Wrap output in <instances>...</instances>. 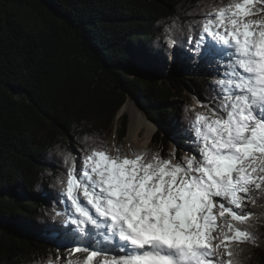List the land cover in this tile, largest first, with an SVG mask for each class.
Instances as JSON below:
<instances>
[{"label":"trees","instance_id":"obj_1","mask_svg":"<svg viewBox=\"0 0 264 264\" xmlns=\"http://www.w3.org/2000/svg\"><path fill=\"white\" fill-rule=\"evenodd\" d=\"M185 2L192 10L211 0H0V264L61 256L46 239L61 226L53 209L64 208L60 153L108 148L113 134L125 152L130 120L118 114L128 99L157 126L143 150L188 156L171 138L193 140L192 94L211 101L223 75L207 74L216 60L189 50L199 10L165 31ZM253 231L257 244L244 246L241 264H264V216Z\"/></svg>","mask_w":264,"mask_h":264},{"label":"snow or ice","instance_id":"obj_2","mask_svg":"<svg viewBox=\"0 0 264 264\" xmlns=\"http://www.w3.org/2000/svg\"><path fill=\"white\" fill-rule=\"evenodd\" d=\"M188 42L222 63L214 106L190 114L194 155L115 152L103 142L61 152L53 220L64 264H241L264 216V0L196 5ZM177 25L167 28L171 32ZM169 48L175 41L166 37ZM219 72V68L217 69ZM251 205L259 208L246 211ZM75 253H86L73 259ZM61 257L38 264H58Z\"/></svg>","mask_w":264,"mask_h":264},{"label":"rangeland","instance_id":"obj_3","mask_svg":"<svg viewBox=\"0 0 264 264\" xmlns=\"http://www.w3.org/2000/svg\"><path fill=\"white\" fill-rule=\"evenodd\" d=\"M203 4V3H202ZM205 4H207V3H205ZM201 5V4H200ZM188 6H190V4H188L187 2H185V3H182L179 7H178V10H177V13H176V16L174 17V18H172V19H170V20H172V22H173V24H174V22H175V24L177 25V24H180V23H188V22H190V21H192V17H190L191 16V14H194L195 13V11H197V10H199L198 8H192V10H190L191 8L190 7H188ZM193 7V6H192ZM193 12V13H192ZM167 23V22H166ZM222 63H226V61H224V62H222ZM222 63L221 64H217V62L215 61V63L212 65V66H214V68L213 67H209V65H205V66H203L204 68H207V71H206V73L207 74H210L211 72L210 71H212V72H216V73H218L219 75H223V72H224V68H223V66H222ZM219 68V72L217 71V69ZM199 75L200 74H202V73H198ZM192 97H193V109H195V110H197V111H200V112H205L206 111V108L205 107H203V105H208L209 107H212V106H214L212 103H210V101H207V102H205V101H203V100H201L198 96H196V95H194V94H192ZM126 105H127V109L125 110V111H122V109L120 110V115L118 114V117L119 116H121L122 114H124V113H127L128 114V116H129V120H130V114H129V108L130 107H136L137 109H139V111L144 115V116H146L143 112H142V110L140 109V107H139V105L134 101V100H132V99H128L127 100V102H126ZM124 106V105H123ZM123 108V107H122ZM130 122V121H129ZM130 124V123H129ZM153 124L155 125V128H156V130H157V126H156V124L153 122ZM128 130H129V126H128ZM181 135V134H180ZM126 138H127V136L125 137V140H124V142H125V145H124V148H125V152L126 153H129L130 152V149L128 148V146H127V142H126ZM153 140V139H152ZM152 142V141H151ZM108 149L109 150H111V151H113V152H115V147L116 146H118V140H117V136L115 135V134H113L111 137H110V139H109V141H108ZM151 144V143H150ZM149 144V145H150ZM148 145V146H149ZM148 146H144V147H142L141 148V150H143V149H148ZM177 148H180L181 150H183L185 153H186V155H194L195 153H194V151H193V149H194V143H193V140H190V143L189 142H187V143H184V144H180L175 138H171V149L175 152V150L177 149ZM60 238V233L59 232H56V231H54L52 234H48V236H46V239H48L50 242H51V244H54L56 247H57V244H56V241L58 240ZM58 251H60V253H61V259L58 261V264H64V259L63 258H65V257H68V255H69V253L68 252H66L65 250H64V248H60ZM87 254L86 253H75V254H73V259H75V258H77V257H80V258H83V257H85Z\"/></svg>","mask_w":264,"mask_h":264},{"label":"bare ground","instance_id":"obj_4","mask_svg":"<svg viewBox=\"0 0 264 264\" xmlns=\"http://www.w3.org/2000/svg\"><path fill=\"white\" fill-rule=\"evenodd\" d=\"M127 109L125 104L122 111ZM130 114V124L127 133V146L132 150H140L148 146L156 132L155 125L146 116H144L135 106L128 109ZM33 260V259H32Z\"/></svg>","mask_w":264,"mask_h":264},{"label":"water","instance_id":"obj_5","mask_svg":"<svg viewBox=\"0 0 264 264\" xmlns=\"http://www.w3.org/2000/svg\"><path fill=\"white\" fill-rule=\"evenodd\" d=\"M125 104H126V103H125ZM125 104H124V105H125ZM119 115H120V113H119ZM146 117H147V116H146ZM147 118H148V117H147ZM148 119H149V118H148ZM149 120H150V119H149ZM150 121H151V120H150Z\"/></svg>","mask_w":264,"mask_h":264}]
</instances>
